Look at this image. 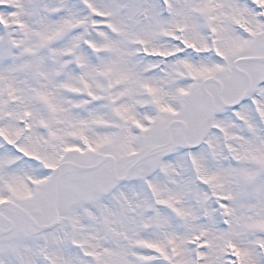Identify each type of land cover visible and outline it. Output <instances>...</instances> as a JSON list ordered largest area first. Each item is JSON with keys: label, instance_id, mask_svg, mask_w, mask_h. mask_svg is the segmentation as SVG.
Masks as SVG:
<instances>
[{"label": "snow or ice", "instance_id": "1", "mask_svg": "<svg viewBox=\"0 0 264 264\" xmlns=\"http://www.w3.org/2000/svg\"><path fill=\"white\" fill-rule=\"evenodd\" d=\"M0 264H264V0H0Z\"/></svg>", "mask_w": 264, "mask_h": 264}]
</instances>
